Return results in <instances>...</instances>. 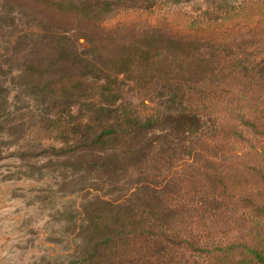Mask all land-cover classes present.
Returning a JSON list of instances; mask_svg holds the SVG:
<instances>
[{
	"label": "trees",
	"instance_id": "obj_1",
	"mask_svg": "<svg viewBox=\"0 0 264 264\" xmlns=\"http://www.w3.org/2000/svg\"><path fill=\"white\" fill-rule=\"evenodd\" d=\"M156 1L57 0L66 8L56 12L75 24L67 29L52 28L54 18L43 11L42 36L58 39L54 47L72 59L43 86L47 131L67 121L87 148L117 143V154L93 166H130L143 181L164 185L153 201H141L140 213L112 208L92 220L100 237L80 264H264V87L219 64L225 51L264 44V0L195 12L173 9L174 3L157 8ZM72 31L96 43L151 40L156 54L170 44L187 50L149 64L136 80L148 99L166 96L169 112L141 117L126 103L116 106L106 87L90 86L88 62L59 40ZM196 49L213 52L218 62L188 53ZM44 69L39 59L30 68ZM188 83L216 93L199 102L182 89ZM77 101L89 104L82 108L87 118L73 123ZM154 133L155 144L140 145Z\"/></svg>",
	"mask_w": 264,
	"mask_h": 264
},
{
	"label": "rangeland",
	"instance_id": "obj_2",
	"mask_svg": "<svg viewBox=\"0 0 264 264\" xmlns=\"http://www.w3.org/2000/svg\"><path fill=\"white\" fill-rule=\"evenodd\" d=\"M239 1L157 0L156 7L165 9L174 3L173 9L183 12H195L196 8L220 11ZM65 8L57 0H0V264H80L94 239L100 237L92 220L103 218L112 208L140 213L141 201L144 206L153 201V192L164 186L143 181L130 166H93L117 154V143L92 150L79 140L80 134L70 122L65 121L61 130L47 131L43 125L47 114L43 86L54 77L55 68L72 63L54 47L58 39L47 40L53 49L40 57L49 44L42 36L47 28L43 11L54 18L50 20L52 28L75 27L56 12ZM86 36L72 31L59 40L66 48L78 49L88 62L90 86L106 87L116 106L126 103L141 117L169 112L170 107L162 103L166 96L148 99L137 89L136 80L149 64L187 50L170 44L171 48L156 54L150 49L151 40L121 45L88 42ZM188 53L209 63L218 62L211 51ZM38 59L45 62L41 73L30 70ZM219 64L264 87V44L225 51ZM182 89L199 102L216 93V87L205 89L189 83ZM84 105L89 104L72 102L74 117L70 121L87 118ZM157 136L142 137L139 143L143 147L155 144ZM60 149H65V154ZM194 258L198 259L196 254Z\"/></svg>",
	"mask_w": 264,
	"mask_h": 264
}]
</instances>
